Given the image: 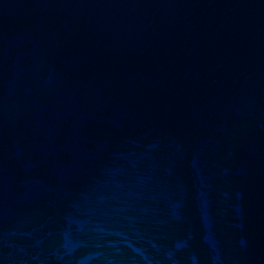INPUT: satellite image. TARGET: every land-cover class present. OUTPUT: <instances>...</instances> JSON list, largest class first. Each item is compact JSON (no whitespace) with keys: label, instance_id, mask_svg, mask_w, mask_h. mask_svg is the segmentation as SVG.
Masks as SVG:
<instances>
[{"label":"water","instance_id":"obj_1","mask_svg":"<svg viewBox=\"0 0 264 264\" xmlns=\"http://www.w3.org/2000/svg\"><path fill=\"white\" fill-rule=\"evenodd\" d=\"M0 264H264V0H0Z\"/></svg>","mask_w":264,"mask_h":264}]
</instances>
